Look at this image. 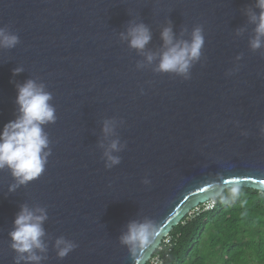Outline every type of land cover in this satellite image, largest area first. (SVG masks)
Wrapping results in <instances>:
<instances>
[{"label":"water","instance_id":"obj_1","mask_svg":"<svg viewBox=\"0 0 264 264\" xmlns=\"http://www.w3.org/2000/svg\"><path fill=\"white\" fill-rule=\"evenodd\" d=\"M255 2L0 0V27L19 37L0 48V130L16 118V84L29 79L52 93L57 117L44 129L52 154L39 178L9 192L15 181L0 171V264H14L8 234L24 204L47 209L40 264H132L119 237L130 222L152 220L161 238L146 264L206 203V180L222 175L254 191L264 184V57L249 48L255 25L247 15L258 14ZM132 23L151 33L142 53L121 39ZM169 24L178 40L203 29L189 80L155 72L158 58L146 61L164 50ZM240 54L239 70L226 76ZM16 68L23 71L13 76ZM105 120L116 121L107 139ZM116 137L126 143L121 163L105 169L100 145ZM60 236L77 244L63 260L54 248Z\"/></svg>","mask_w":264,"mask_h":264},{"label":"clouds","instance_id":"obj_2","mask_svg":"<svg viewBox=\"0 0 264 264\" xmlns=\"http://www.w3.org/2000/svg\"><path fill=\"white\" fill-rule=\"evenodd\" d=\"M255 8L258 14L251 9L247 15L254 27V36L249 40L252 52L260 51L264 57V0H256ZM241 29L237 35H241ZM121 39L128 41V46L137 52H143L151 40V33L143 23H132ZM164 50L157 57L156 54L146 55L147 63L151 64L157 58L159 63L154 69L157 73L170 74L183 80L191 79L193 66L201 61L202 49L205 44L203 29L196 26L191 31L190 39H176L169 24L161 32ZM19 43V37L0 27V48L11 49ZM243 54L237 55V66L225 73L232 76L239 70L238 62ZM138 64L137 68H142ZM22 68L13 70V76L19 75ZM17 106L16 118L6 123L0 130V171L7 169L15 183L9 185V192H14L20 186H26L39 178L45 171L48 158L51 156V141L45 132V127L56 122V108L52 104L53 95L46 90L43 83L29 79L23 84H16ZM123 123V121H121ZM115 120H105L103 133L105 139L115 136ZM264 131V129H262ZM104 149L102 160L105 169H112L120 165L121 157L118 153L124 151L126 143H121L119 137L111 139L107 145H100ZM206 182V206L211 208L217 203L231 207L239 202L240 207L248 203L241 199L243 185L238 180L225 182L222 175ZM142 183L150 185L151 181L145 178ZM256 191L264 196V184H260ZM48 219L47 209L44 207L20 206V211L13 221V230L9 232L10 248L16 253L14 264H40L46 260L48 246L44 242V222ZM161 238L159 224L152 220L143 222L132 221L127 230L119 237V243L126 247L132 264H145L146 253L155 248ZM77 244L63 236L55 240L54 248L57 259L63 260L71 253Z\"/></svg>","mask_w":264,"mask_h":264},{"label":"trees","instance_id":"obj_3","mask_svg":"<svg viewBox=\"0 0 264 264\" xmlns=\"http://www.w3.org/2000/svg\"><path fill=\"white\" fill-rule=\"evenodd\" d=\"M241 199L248 201L243 208L217 203L175 227L178 244L167 264H264V196L242 189Z\"/></svg>","mask_w":264,"mask_h":264},{"label":"built area","instance_id":"obj_4","mask_svg":"<svg viewBox=\"0 0 264 264\" xmlns=\"http://www.w3.org/2000/svg\"><path fill=\"white\" fill-rule=\"evenodd\" d=\"M215 207H207L206 203L196 207L188 217L194 219L204 213L212 212L215 210ZM178 237H174L171 234L163 239L161 244L156 249L153 256L148 260L146 264H167L169 261L174 249L177 247Z\"/></svg>","mask_w":264,"mask_h":264},{"label":"rangeland","instance_id":"obj_5","mask_svg":"<svg viewBox=\"0 0 264 264\" xmlns=\"http://www.w3.org/2000/svg\"><path fill=\"white\" fill-rule=\"evenodd\" d=\"M224 237H225L227 240H230V236L224 234Z\"/></svg>","mask_w":264,"mask_h":264}]
</instances>
